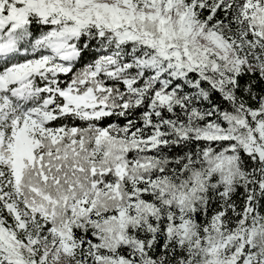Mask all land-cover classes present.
I'll use <instances>...</instances> for the list:
<instances>
[{
	"label": "snow or ice",
	"instance_id": "snow-or-ice-1",
	"mask_svg": "<svg viewBox=\"0 0 264 264\" xmlns=\"http://www.w3.org/2000/svg\"><path fill=\"white\" fill-rule=\"evenodd\" d=\"M0 264H264V0H0Z\"/></svg>",
	"mask_w": 264,
	"mask_h": 264
},
{
	"label": "trees",
	"instance_id": "trees-1",
	"mask_svg": "<svg viewBox=\"0 0 264 264\" xmlns=\"http://www.w3.org/2000/svg\"><path fill=\"white\" fill-rule=\"evenodd\" d=\"M115 119H116V118H111L112 121H115ZM109 122H110L109 120L104 121L105 124H107V123H109ZM116 122H118V123H120V124H123V123H124V121H123L122 119H121V120H118V121H116Z\"/></svg>",
	"mask_w": 264,
	"mask_h": 264
}]
</instances>
